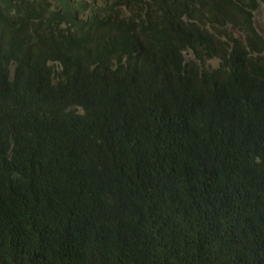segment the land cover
Returning a JSON list of instances; mask_svg holds the SVG:
<instances>
[{"label": "trees", "instance_id": "trees-1", "mask_svg": "<svg viewBox=\"0 0 264 264\" xmlns=\"http://www.w3.org/2000/svg\"><path fill=\"white\" fill-rule=\"evenodd\" d=\"M260 1L0 0V264H264Z\"/></svg>", "mask_w": 264, "mask_h": 264}, {"label": "rangeland", "instance_id": "rangeland-1", "mask_svg": "<svg viewBox=\"0 0 264 264\" xmlns=\"http://www.w3.org/2000/svg\"><path fill=\"white\" fill-rule=\"evenodd\" d=\"M80 1V0H79ZM85 1H97L98 5H102L104 4L106 1H108L110 4L113 1H117V0H85ZM122 6V7H121ZM115 9H117L119 11V13H123L126 14V12L130 9L133 8L131 4H126L125 0L122 4H120L119 6L115 5L114 6ZM255 25L258 29V31L261 33V35L264 38V1L260 2L259 8L255 13ZM187 59H189L191 56L189 54H186ZM207 65L212 68L217 66V60L214 58L209 59L207 62ZM70 108H75L74 106L70 107ZM77 112L82 113V111L80 109H76ZM134 148L138 149L137 153L135 154L136 156V166L133 168V173L134 175H136L137 177H139L141 180H145L147 179V165L146 164H151L152 165V170H154L156 168L157 165H162L165 166L166 164L169 163L170 159H171V155H167V162H165V164H161L158 162H152L151 159H149L148 157H141V153L142 150L137 146V145H133ZM87 166H92L95 168H98L101 172H104L106 174V172L103 169V165L102 163L100 165L96 164L94 162V160L88 159L87 160ZM171 172V177L174 181H176L177 183L181 184L183 183V179H181L179 177V175L176 172V175L174 173L173 170H170ZM150 195L152 194V192L149 193ZM133 203L135 205V207H143L142 209V214L147 216L149 215L154 207L148 206L146 204H144V202L139 199L137 196L133 199ZM223 201H225V198H223ZM154 206L157 207L158 203H154ZM40 214H39V219H40ZM208 229V230H207ZM203 230H206L209 233L210 236V245L208 246V250L207 252L210 254L211 257V264H221V262L218 261V256L221 259H226V249L228 247V244H226L225 242H218L217 239L213 236H217L219 235L218 233L212 231V228L209 226V228L207 227H203ZM161 232L158 231L155 235V238L151 241V244H156L157 241H159V236H160ZM184 244L186 245L187 242L184 241ZM165 264H168L167 262H165ZM185 264H192V259H189L188 263Z\"/></svg>", "mask_w": 264, "mask_h": 264}, {"label": "bare ground", "instance_id": "bare-ground-1", "mask_svg": "<svg viewBox=\"0 0 264 264\" xmlns=\"http://www.w3.org/2000/svg\"><path fill=\"white\" fill-rule=\"evenodd\" d=\"M19 1V0H18ZM63 2H65L66 0H62ZM74 2H78V0H73ZM81 1V0H80ZM17 2V1H16ZM193 2V1H192ZM261 2V1H260ZM83 3H86V4H89V5H92L93 4V2H91V1H85V2H83ZM198 3V2H197ZM3 4V3H2ZM97 4H98V2H97ZM5 5V4H4ZM260 5V4H259ZM3 7V6H2ZM11 7V6H10ZM21 8V7H20ZM259 8V7H258ZM12 9V8H11ZM6 10V9H5ZM258 10V9H257ZM256 10V11H257ZM9 11H10V9H9ZM256 11H255V13H256ZM76 16V15H75ZM20 19V18H19ZM80 19H86V15H83L82 17H80ZM78 20H79V18H78ZM200 25V24H199ZM183 50V49H182ZM185 50V49H184ZM188 50V49H187ZM190 52H191V50H189ZM193 51V50H192ZM18 53V52H17ZM191 55H193L192 54V52H191ZM182 56V55H181ZM187 57V56H186ZM197 57V56H196ZM195 57V58H196ZM194 58V57H193ZM181 61H182V59H181ZM196 62V61H195ZM50 63V62H49ZM184 63V62H183ZM191 64H192V62H190ZM50 64H52V63H50ZM175 64V63H174ZM181 64V63H180ZM198 64V63H197ZM196 65V64H195ZM199 65V64H198ZM201 65V64H200ZM16 66V65H15ZM173 66V65H172ZM186 67V66H185ZM197 67V66H196ZM217 66H215V67H212V68H216ZM188 68V67H187ZM195 68V67H194ZM181 69V68H180ZM57 70V69H56ZM195 70V69H194ZM174 71H178V70H174ZM15 73V72H14ZM185 73V72H184ZM12 74V73H11ZM173 75V74H172ZM13 76V75H12ZM197 77V76H196ZM199 78V77H198ZM76 80V79H75ZM174 80H175V78H174ZM82 82H83V80H82ZM76 83H77V81H76ZM192 83V82H191ZM80 84H82V83H80ZM196 84V83H195ZM79 85V84H78ZM190 85V84H189ZM83 91V90H82Z\"/></svg>", "mask_w": 264, "mask_h": 264}]
</instances>
